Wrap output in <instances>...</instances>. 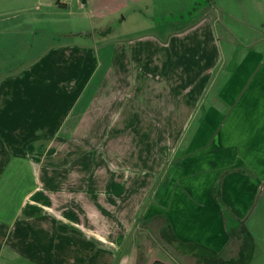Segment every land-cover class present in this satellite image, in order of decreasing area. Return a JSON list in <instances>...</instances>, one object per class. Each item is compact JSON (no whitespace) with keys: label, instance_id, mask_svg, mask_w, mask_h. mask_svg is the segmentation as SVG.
<instances>
[{"label":"crops","instance_id":"obj_1","mask_svg":"<svg viewBox=\"0 0 264 264\" xmlns=\"http://www.w3.org/2000/svg\"><path fill=\"white\" fill-rule=\"evenodd\" d=\"M215 15L50 46L0 75V264H130L120 253L139 218L184 243L167 255L200 264L184 248L197 244L238 257L264 191V53L251 46L225 70Z\"/></svg>","mask_w":264,"mask_h":264},{"label":"rangeland","instance_id":"obj_2","mask_svg":"<svg viewBox=\"0 0 264 264\" xmlns=\"http://www.w3.org/2000/svg\"><path fill=\"white\" fill-rule=\"evenodd\" d=\"M56 1L0 0V75L37 60L50 46L78 43L114 45L119 40L128 41L135 36L156 37L164 31L190 27L204 15L216 16L215 11L218 12L217 30L221 33V40L231 46L233 52L227 58L225 70L235 66L251 46L252 50L264 53V0H152L151 3V0L142 3L140 0H92L93 5L88 8L77 5L81 0H67L70 7L64 8L55 6ZM50 2L54 9L46 7ZM123 7L128 10L121 12ZM32 27L37 30L36 35L32 33ZM241 40L246 42V48L240 45ZM224 64L222 59L221 67ZM218 190L220 192L221 185ZM219 192L216 195L219 196ZM244 215L240 228L246 226L254 241L250 264H264V191ZM138 220L120 253L123 251L128 256V263H195V258L185 260L180 252L167 255L164 250L168 252L170 242L157 233L153 227L156 221ZM131 247L135 248L134 252H131ZM222 258L226 260L228 255H222Z\"/></svg>","mask_w":264,"mask_h":264},{"label":"trees","instance_id":"obj_3","mask_svg":"<svg viewBox=\"0 0 264 264\" xmlns=\"http://www.w3.org/2000/svg\"><path fill=\"white\" fill-rule=\"evenodd\" d=\"M219 185H221L220 180L217 182L214 188L215 190H217V192H219L218 190ZM216 199L219 200L218 195H216ZM161 235L164 238V240L166 239V241H169L170 243L179 242L178 244H184L176 238L175 234L173 233L169 225L165 226L162 229ZM235 236L241 238L239 255L236 259L233 258L230 260H223L218 252H215L208 248H204L201 245H197V244H191L188 245V247H184V248L187 249L191 248L192 253L198 260L197 263L200 264H250V262L253 261V253H254V241L252 235L248 231L247 227L243 225Z\"/></svg>","mask_w":264,"mask_h":264},{"label":"built area","instance_id":"obj_4","mask_svg":"<svg viewBox=\"0 0 264 264\" xmlns=\"http://www.w3.org/2000/svg\"><path fill=\"white\" fill-rule=\"evenodd\" d=\"M59 1L64 3V2H66L67 0H59Z\"/></svg>","mask_w":264,"mask_h":264}]
</instances>
